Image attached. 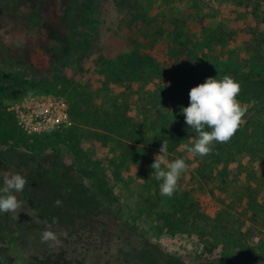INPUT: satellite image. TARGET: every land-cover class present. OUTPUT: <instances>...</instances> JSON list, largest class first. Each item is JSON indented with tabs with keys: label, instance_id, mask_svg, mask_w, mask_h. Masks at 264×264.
I'll return each mask as SVG.
<instances>
[{
	"label": "rangeland",
	"instance_id": "rangeland-1",
	"mask_svg": "<svg viewBox=\"0 0 264 264\" xmlns=\"http://www.w3.org/2000/svg\"><path fill=\"white\" fill-rule=\"evenodd\" d=\"M81 1L0 0V187L5 173L28 181L16 194L21 209L0 213V264H128L144 241L185 264L264 261V159L247 154L264 150V0H94L86 13ZM66 27L89 40L51 66L48 46L56 48ZM225 75L242 85L238 99L247 108L227 143L230 175L203 186L198 155L188 152L192 139L181 151L190 167L180 191L162 197L153 136L178 123L198 135L182 113L189 92ZM41 94L66 98L69 122L21 126L12 104ZM137 146L148 151L142 163ZM207 159V170L225 164ZM55 161L93 191L99 210L108 209L101 217L112 234L107 243L98 223L86 230L84 211L73 230L35 208L29 195ZM45 230L59 243H42Z\"/></svg>",
	"mask_w": 264,
	"mask_h": 264
},
{
	"label": "trees",
	"instance_id": "trees-1",
	"mask_svg": "<svg viewBox=\"0 0 264 264\" xmlns=\"http://www.w3.org/2000/svg\"><path fill=\"white\" fill-rule=\"evenodd\" d=\"M93 1L94 0H82L80 3V11H85V13L87 11H90ZM67 29L68 28L66 27V30ZM67 31L68 32L66 33V35H61L57 38L58 40L54 43L56 45V48L53 49L52 46H48L47 50H51L53 58L44 53L46 56L44 60H48L51 66L55 65V63H57L60 58L64 59L75 48L84 45L87 40H89L87 38L83 41H79L77 39L79 31L75 27L70 28ZM65 46L69 47L68 52H66V50L63 48ZM55 56H57V58H54ZM34 64L36 63L26 62V65ZM125 65V69H128V71L131 73H134L137 69L136 65L133 63H125ZM38 67L41 68V65H39ZM163 126L164 128L166 127L165 130L155 133L152 138L153 140L151 146H154L155 149L159 150L162 142L166 140L168 141L167 157H181L182 159H185L186 163H189L188 158L184 155L185 152L181 154V151L182 149H184L186 142L192 144L190 140L196 139L197 135H186L183 129H178L180 126H182L180 125V123L176 125L177 129L174 128L170 130L169 128H167V125ZM152 128L154 131L156 130V123L150 124V129ZM246 139V136H242L238 144L241 143L242 140H244L245 142ZM119 144L125 145L126 143H122L120 141ZM226 145L227 146L215 145L213 154L207 156L213 157L216 162L220 160L225 162L223 166H220L218 168L210 167L209 170H207L201 164L202 161L207 163V157L201 158L200 156H197L199 158V168L197 169V172L199 173L198 176L202 182V185L208 186L209 189L211 188L210 182L219 180L221 183H225L226 179L230 175L231 168H229L230 166L227 163L232 160V154L231 151L226 150V148H230L229 144ZM140 148L141 147L137 146L134 153L138 161L142 163L146 161V159H148V151L145 150V153L141 151L142 149ZM219 150L220 152L218 153ZM247 154L264 159V150L255 151L253 149L252 153L251 151H247ZM58 161L53 162L49 170L42 171V182L39 186H36L34 188L37 194H35L34 196L33 194L29 195L35 198L34 203L39 202V206L36 205L35 208L44 211L46 214H49V218H62L63 220L61 223L68 224L73 230H76V227L75 223L72 222V219L74 217H77L78 214L84 211V213H86L84 218H88L85 226L86 230L93 232L96 229L95 224L98 223L97 225H99L101 228H104V230H102L103 234L101 236H103V239L106 240L107 243L110 240V237H112V234H110V232L106 229L107 224L105 223V221H102L101 217L108 214L106 212H103H108V209L99 210L100 204L93 191L82 181L77 180L75 177H73L71 170L68 167H66L65 165H59ZM135 164H137V162ZM58 199L62 201V206L60 207H57L55 204V201ZM247 209L248 211L250 210L249 208ZM199 215H201L203 219L206 217L203 213H199ZM58 225L61 226V224ZM99 226H97V228H99ZM129 254L130 256L134 257L132 259L133 261H128V264H185L171 257V255L165 253L158 246L153 245L147 241L141 242V247L133 248V250ZM252 264H264V261Z\"/></svg>",
	"mask_w": 264,
	"mask_h": 264
},
{
	"label": "clouds",
	"instance_id": "clouds-1",
	"mask_svg": "<svg viewBox=\"0 0 264 264\" xmlns=\"http://www.w3.org/2000/svg\"><path fill=\"white\" fill-rule=\"evenodd\" d=\"M241 92L242 85L230 75H225L223 79L209 77L190 90L189 106L182 108L185 123L198 134L194 144L188 148L190 154L207 157L213 154L216 144L232 141L245 123L247 113V108L238 99ZM167 151L168 141L165 140L151 167L154 170L152 175L157 181H162L160 195L172 198L180 191L179 181L190 166L182 158L168 161ZM27 184L28 181L21 174L3 175L0 213L11 214L21 209L23 201L16 194H22ZM55 204L60 207L62 201L58 199ZM55 222L56 218H53V223ZM41 242L55 246L59 243V238L55 232L45 230L41 234Z\"/></svg>",
	"mask_w": 264,
	"mask_h": 264
},
{
	"label": "built area",
	"instance_id": "built-area-1",
	"mask_svg": "<svg viewBox=\"0 0 264 264\" xmlns=\"http://www.w3.org/2000/svg\"><path fill=\"white\" fill-rule=\"evenodd\" d=\"M18 121L25 128H35L36 124L52 122L61 126L69 122V108L66 98L52 94H41L23 98L10 108Z\"/></svg>",
	"mask_w": 264,
	"mask_h": 264
}]
</instances>
